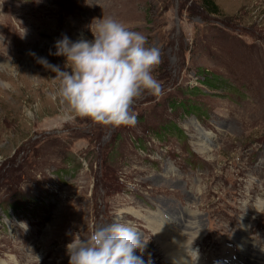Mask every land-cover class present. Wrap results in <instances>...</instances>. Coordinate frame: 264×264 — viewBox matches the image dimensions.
<instances>
[{
  "label": "rangeland",
  "instance_id": "obj_1",
  "mask_svg": "<svg viewBox=\"0 0 264 264\" xmlns=\"http://www.w3.org/2000/svg\"><path fill=\"white\" fill-rule=\"evenodd\" d=\"M208 1L0 0L1 263L68 264L76 234L120 222L165 264L143 217L192 215L199 264H242L243 233L264 264V0ZM108 17L160 50L161 92L134 101L132 125L75 115L40 62L70 71L56 41L92 40Z\"/></svg>",
  "mask_w": 264,
  "mask_h": 264
},
{
  "label": "clouds",
  "instance_id": "obj_2",
  "mask_svg": "<svg viewBox=\"0 0 264 264\" xmlns=\"http://www.w3.org/2000/svg\"><path fill=\"white\" fill-rule=\"evenodd\" d=\"M98 21L90 28L92 40L72 41L64 35L56 41V51L50 54L65 57L70 71L43 58L40 62L56 74L57 95L75 115L113 127L135 124L134 101L145 92H161L153 75L160 63V50L146 47L145 35L114 18ZM260 204L264 206V201ZM253 208L261 213V207ZM144 245L133 228L113 222L94 227L87 238L76 234L66 246L68 264H145L136 254Z\"/></svg>",
  "mask_w": 264,
  "mask_h": 264
},
{
  "label": "bare ground",
  "instance_id": "obj_3",
  "mask_svg": "<svg viewBox=\"0 0 264 264\" xmlns=\"http://www.w3.org/2000/svg\"><path fill=\"white\" fill-rule=\"evenodd\" d=\"M204 149V148H202ZM171 207V206H170ZM260 207V206H259ZM169 208V207H168ZM173 209H177L174 207ZM172 210V208H169ZM180 210V207H179ZM131 213L135 215H141V212L131 211ZM183 211L180 210L179 214H182ZM191 214H193L191 212ZM142 216V215H141ZM192 216V215H191ZM190 215L188 218L185 216L180 218V220L185 221L182 228H177L176 226L171 225L168 221L164 222V224H160L157 220L150 217H143L146 219V223L151 227L152 232L154 233L160 250L163 252L166 261L165 264H199V260L190 257L187 254V243H193L195 239H198L200 234V225L201 222L199 217H193L192 221L190 220ZM155 217V216H154ZM157 219V218H156ZM164 221L163 218H161ZM187 220V221H186ZM240 239V240H239ZM236 243V246H239V255L242 260V264H262L261 255L257 254L256 251L249 249L247 244V238L244 236V233L241 237H238V240H233ZM233 244V243H232ZM226 253V252H225ZM223 253V257L225 262L223 264H235L231 260H228V256ZM247 258L249 259V263L247 262ZM228 260V261H227ZM197 262V263H196ZM0 264H3L0 262ZM151 264H159L158 262H152ZM239 264V263H238Z\"/></svg>",
  "mask_w": 264,
  "mask_h": 264
},
{
  "label": "trees",
  "instance_id": "obj_4",
  "mask_svg": "<svg viewBox=\"0 0 264 264\" xmlns=\"http://www.w3.org/2000/svg\"><path fill=\"white\" fill-rule=\"evenodd\" d=\"M202 3L204 4L203 6H205V7H207L208 8V4H210V2L208 1V0H202ZM210 9H213V8H210ZM210 79H211V77H209V80H207L206 82H209L210 81ZM186 106V105H185ZM185 108V110H187L188 112L189 111H192V112H194L195 110L194 109H197L196 107H191V106H186V107H184Z\"/></svg>",
  "mask_w": 264,
  "mask_h": 264
}]
</instances>
